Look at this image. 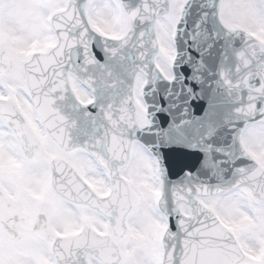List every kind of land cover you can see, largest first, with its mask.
I'll return each instance as SVG.
<instances>
[{"label":"snow or ice","instance_id":"6c2138e0","mask_svg":"<svg viewBox=\"0 0 264 264\" xmlns=\"http://www.w3.org/2000/svg\"><path fill=\"white\" fill-rule=\"evenodd\" d=\"M0 264H264V0H0Z\"/></svg>","mask_w":264,"mask_h":264}]
</instances>
